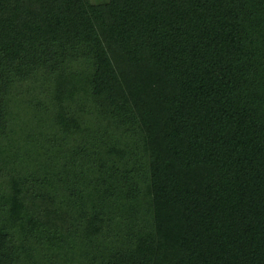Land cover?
<instances>
[{
  "label": "trees",
  "instance_id": "16d2710c",
  "mask_svg": "<svg viewBox=\"0 0 264 264\" xmlns=\"http://www.w3.org/2000/svg\"><path fill=\"white\" fill-rule=\"evenodd\" d=\"M0 264H264V0H0Z\"/></svg>",
  "mask_w": 264,
  "mask_h": 264
}]
</instances>
